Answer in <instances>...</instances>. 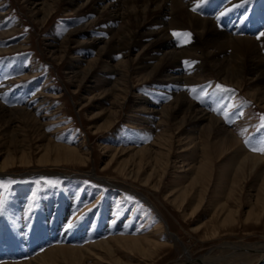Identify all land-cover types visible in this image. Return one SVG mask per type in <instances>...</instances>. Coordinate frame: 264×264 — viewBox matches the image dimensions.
I'll return each mask as SVG.
<instances>
[{
	"label": "rangeland",
	"instance_id": "rangeland-1",
	"mask_svg": "<svg viewBox=\"0 0 264 264\" xmlns=\"http://www.w3.org/2000/svg\"><path fill=\"white\" fill-rule=\"evenodd\" d=\"M3 1L6 2L3 11L8 13L0 21V30L4 32L0 36V86H5L0 92V164L9 155L17 156L14 166L0 173V176L7 175L0 177V182L5 185L0 187V201H3V210L0 211V264L33 259L55 245L78 244L80 241L92 243L121 234L151 235L156 233L155 228L160 223L165 225V230L177 240V244L164 248L149 260L119 246L113 253L115 260L120 257L125 263L132 259L131 262L140 264H173L181 253L185 254L187 247L198 261L210 258L219 246L232 244L228 246L230 250L247 251L252 248L255 251L252 264H264V257L259 258L262 253L259 248L264 243V204L263 210L255 206V213L259 214L247 217L263 174L249 175L229 197L227 189L232 184L229 179L233 178V173L227 171V186L224 185L223 192L218 188V192L212 193L222 169L218 163L206 201L195 214H191L189 208L184 215L166 199L178 182L177 178H187L184 185L190 181L189 167L201 154L200 149L194 151L193 144L205 143L206 132L202 125L207 121L199 124L187 118V122L183 121L184 112L174 108L170 114L167 113L175 97L171 95L168 83L162 80L161 73L170 68H167V63L163 64L157 74L153 67L159 59L148 62L151 55H161L156 42H149L152 40L148 34L150 28L138 29L137 18L134 15L128 17V25L119 31L118 37L123 33L129 44L122 43L119 51L111 57L107 55L108 49L103 48L104 42L93 44V40H109L118 30L122 21L114 22L109 18L118 14L115 8L98 14L96 10L102 12L104 3L89 2L78 6L69 0H59L51 16L41 23L38 19L42 12H33L36 7H41L35 0ZM222 5H225L224 11H221ZM195 6L194 11L202 16H214L221 11L222 19L217 22L223 27L233 17L231 24L239 25L238 30L245 27L240 31L243 33L234 31L236 34L259 37L264 30V0H195ZM156 16L149 17L146 22ZM94 18L97 21L90 26V31L78 32L79 26ZM176 32L191 35L188 38L169 36L175 46L183 49L200 44L191 28ZM129 34H134L132 39ZM161 39L158 38V42ZM255 53L243 55L226 48L214 50L212 56L195 55L182 70L187 76L197 74V77L204 71V78L192 80L182 89L205 111L220 118L222 125L231 128L242 139L247 152L264 157V153L252 151V147L258 146V138L264 135V129H261L264 124V79L256 80L250 73V66L264 64V50ZM89 59L94 62L89 63ZM121 60L123 64L116 66ZM179 62L173 65L178 66ZM235 62H242L238 67L242 72L234 71L237 75L234 80L239 79V84L226 82L220 73L222 67L227 68ZM217 85L231 91H221ZM41 99L44 102L35 112V106ZM47 107L46 112H41ZM28 110L35 114L32 116ZM43 114L51 115V118L43 117ZM34 117L41 122H50L40 125ZM163 120L165 122L160 123ZM172 135L171 164L160 191L144 180L152 173L151 159H148L151 162L144 161L139 174L133 161L128 162V171L134 169L138 178L121 173L120 169L124 170L122 163L129 157L125 152H117L115 160L107 165L117 148H140L156 142V139V146L169 144L166 138ZM49 139L52 144L82 146L88 153V160L86 163H39V146L48 144ZM22 148L32 152L31 164L20 161ZM102 178L106 182H102ZM226 201L238 210L235 220L220 225L222 233L212 237V222L217 219H212V216ZM218 220L221 219L218 217ZM204 222L209 224L205 226ZM69 224L72 227H68ZM207 227L210 233L207 238L212 237L213 241L204 239ZM165 238L163 235L162 241ZM239 245L244 248L240 249ZM219 257L205 264H227L223 263L221 255ZM95 260L89 257L87 263H96ZM97 264L108 263L103 259Z\"/></svg>",
	"mask_w": 264,
	"mask_h": 264
},
{
	"label": "bare ground",
	"instance_id": "bare-ground-1",
	"mask_svg": "<svg viewBox=\"0 0 264 264\" xmlns=\"http://www.w3.org/2000/svg\"><path fill=\"white\" fill-rule=\"evenodd\" d=\"M26 1H33V0H26ZM35 1L37 2V6L39 4L41 5V7L39 9H37L36 7V10L33 12L34 13H36V11L37 13L42 12L38 20L41 23H44L54 12V7L57 1L59 0H35ZM69 1L70 3L76 4L78 6L85 5V3H89V2H95L94 4L104 3V5L102 6V12L96 10L98 14L106 13L109 11L108 9L115 8V11H117L118 14L115 13L109 16V18H112L114 22L115 20H119V21L121 20L123 23L120 21L121 22L120 27L118 28V30L112 33L113 35L110 37L109 40L94 39L93 40L94 43L92 42L93 44H96L98 42H104L105 47L103 48L104 49L106 48V50L108 49L107 55H110L111 57H114V54H116V52L119 51V46L122 43L127 46L128 40H126V37L123 36V33H121L120 37H118V33L123 31L124 28L128 25L126 20L128 17H132L134 15V17L137 18L139 22L138 29L150 28V32L148 34L149 35L151 34L150 39L152 40H150L149 42L152 43L154 41L156 42L157 45L156 49H158L161 55H151V56L149 55L150 57H148V62L151 63V60H154L156 58L159 59V62L155 63V66L153 67L155 68L154 69L155 71L161 69V67H163L162 65L166 63H167V68H170L161 73L162 80L168 83L169 85L168 87L171 88L170 89L171 95L175 97L174 102L170 104L171 108L167 110V113H169L174 108L175 111L181 110L184 112L182 118L183 121H185L186 118L190 121H193V123L195 124L196 123L199 124L203 121H207L205 125H202L205 128V132H206L205 143L193 144L194 151L200 149L199 151H201V154L200 155L198 154L199 157L196 163H193L191 166L189 165L191 174L188 175L189 176L188 180L190 179V181H188V183L184 185L185 184L184 180H186L187 178L186 179L183 177L177 178L178 182L175 184V187L173 186L174 188L172 187L173 189L171 190L170 193H168L167 195L168 197H166V199L169 202L177 206V208H179L184 215L186 213V210L189 208H191L190 210H192L191 214H195L196 211L201 207V205H203L202 203L206 199L207 194H209L208 192L211 187L210 183L213 178L214 170L217 167L218 163H219L218 167L222 169L221 171H219L220 173L218 174V181H216L217 185H214L215 187L214 189L212 188V193L218 192V188L220 192H223L222 188L224 189L225 186H227L225 185V177H227L226 176L227 171L233 173L232 174L233 178L229 179V181L232 184L229 187V189L226 188L228 190L229 197L236 192L235 187H237V185H240L242 180L244 181L248 179L249 175L251 176V174L257 172L261 173V175L262 174L264 175V157L247 152V150L243 147L242 139L238 137L237 134L231 128L222 125L220 118L212 114H209L207 111H205L195 101L190 99L188 94H186L187 92H185L182 89V86L187 83H190V81L199 80V79L201 80L202 78H204V74H205L203 73L204 71L200 72L198 74L199 76L197 77V74L196 76H192V75L187 76L185 74L186 72L182 70L184 64H186V62L187 63L191 62L192 57H195V55H200L202 57L212 56L214 55L213 54L214 50H224L226 48L232 49L235 53L250 55V53L251 54L255 52L257 53V51L259 50H264V36L259 35L258 37V36H253L251 34L242 35V34L234 33V31L236 30L239 33H243L240 31H242L245 27L238 30L237 29L239 26L238 24H237L238 26H234L233 24H231L234 18L231 17L230 15L229 16L231 17V19L226 23V27L225 26L223 27L222 25L220 26V24H218L217 21H221L222 19L221 11H224L225 5L221 6V11H218L217 15L202 16L199 13H196L197 11L193 10L196 7L195 0H69ZM5 3L6 2H4L3 0H0V19H1L0 21L5 19L8 13V11H3L5 10L4 9ZM158 14L159 16H156ZM152 16H156V17H153L151 21L146 22L147 19ZM95 19L96 18L79 26L78 32L90 31V26H94L95 22L97 21ZM188 28H191L197 34L198 38L200 39V44H196L194 46L192 45V47L190 48H183V49H181L179 46H175L173 38L171 40V37L169 36H172L173 32H176L178 30L180 31L183 29L185 30ZM172 29L174 31L170 32V30ZM261 33H264V30ZM3 34L4 32L0 30V36H2ZM125 35L127 36V34ZM133 35L129 34V36H131L130 37L131 39ZM129 36L127 37V39H129ZM158 38H162L160 42H158ZM140 42H138V44H140ZM50 45L51 47L54 46L53 44ZM160 46L161 48H163V50L160 48ZM90 47H92V45H90ZM99 52L101 54L103 53V51H99ZM178 60H180L178 66L173 65ZM88 62L91 63L94 62V60L89 59ZM122 62H123L122 60L118 61L116 66L117 65L121 66L123 64ZM239 63L240 62H235L234 65H230L227 68L222 67V70L220 69V73L224 75L223 80H225L226 82L236 81V83L238 84L241 82L239 79L234 80L237 78V75L235 74L234 71H236L237 73L242 72L238 68L241 67L242 62L241 64ZM250 73H253L255 75L254 78H256V80L257 78L264 79V64L262 63V64L250 66ZM26 76L22 78H25ZM4 88L5 86L2 85L0 86L1 93ZM253 95L256 96V93H254ZM43 100L44 99H41L40 103L35 106L36 109L35 112L40 110L37 108L41 107V105L44 102ZM21 108L25 110V107H21ZM47 109L48 107L42 110L41 112H46ZM164 110L165 109H163V111ZM28 112H30L32 116L35 114V112L32 113V111L29 110ZM42 116L43 117L47 116L48 118H51L49 117L51 115L43 114ZM36 120L39 121V119ZM49 122L50 121L47 122L39 121V124L44 125ZM53 122H57V121H53ZM164 122L165 120L161 121L160 123H164ZM173 138H174L173 135L170 136V138H166V141L169 144H159L160 147L156 146L157 144L156 142L158 140L156 139V142L154 141L152 142V144L148 146H142L140 148L137 147L135 149H133V147L122 148V149L117 148L113 151L111 160L107 163V165H109L111 162L115 160L117 156V152L122 151L123 154L125 152L126 154H129V157L128 159H126L127 161L125 160L126 161L125 163H122L124 164L122 165L124 167L123 168L124 170L120 169L122 171L121 173L124 174L128 173L129 175L138 178L139 176L137 175L139 174V170H141L142 167H144L145 164L144 161L151 159V161H153L152 162L153 170L152 173L148 174V177L145 178L144 180L146 184L152 185L153 188H156V190L160 191V187L162 186L161 184L163 183L162 182L163 178L167 174V171L169 170L168 168H170L169 166L171 164L170 154L171 151L173 150L172 149ZM48 141H49L48 144L39 146L40 154L38 153L39 155L37 157V161L41 164H49V163L59 164L60 162L86 163V161L89 158L88 153L86 152V150H83L84 148L82 146H78V147L63 146L60 145L62 143L52 144L53 142L51 139H49ZM152 146H156L157 148ZM189 146L190 144H188L186 147ZM105 148L107 150H110V148L108 147ZM163 149H166V152L163 151ZM21 152L22 153L20 156V161L22 163L31 164L33 158L31 157L30 154L32 152H27L23 148ZM16 156L9 155L6 159H4L1 162L0 173L5 172L11 166H14ZM130 160L133 161V164H135L136 168H138V170L135 169L138 174H136L135 171H133L134 169L128 171L130 168H127V165ZM149 161L150 160H148L147 162ZM90 174L93 175V173ZM101 181L106 182V179L102 178ZM227 182L228 179L226 183ZM186 201L188 202L186 203ZM228 201L224 203L222 202L220 205L218 204L219 207L216 209L215 213L212 216V219L217 218L215 221L212 222V226H211L212 227L211 233L213 234L212 237H214V235L217 233L218 235L222 233L221 230H219L220 225L227 224L230 221L235 220L238 210L235 209V205L231 207L228 204ZM263 204H264V176L262 177V182L260 184V188H258V193L256 194V198L254 199V203H252V208L247 213V217L253 216V214H259V212L255 213L256 211L255 206L256 208L262 207L261 209L263 210ZM218 217L221 220H218ZM212 219H210L209 221H211ZM208 222H204L205 226H207L210 223ZM202 227H204V225L198 226L196 229L199 230ZM154 232L156 233H151V235L146 233L138 236L121 234V235L112 236L110 238L106 237L107 239L97 240L92 243L87 241L86 242L80 241L78 244L74 243V244L55 245L49 247L43 253H41L40 255H38L33 259H29L23 262H18L13 264H35V263L90 264L87 263V259L89 257L96 259L95 260L96 263L92 262L93 264H97L99 261L101 262L103 259L106 260L108 264H110V262H113L111 264H115V263L140 264V263L131 262L132 259H130V261L125 263L124 261H121L119 259L120 257L115 260L116 256L114 255L113 257V253L117 251L116 247L120 246V249L122 248L124 250L129 251L130 253H137L139 254L140 257H142V259L149 260L153 256L158 255L164 248L174 246L175 244H177L176 243L177 240L172 239L171 234H169L167 230H165V225H161L160 223L155 228ZM163 235L166 237L165 241H162ZM205 235H206L204 237L205 240L213 241L211 240L213 239L212 237L207 238V236H210L208 227L206 229ZM231 245L228 246L231 247ZM236 245H238V243ZM228 246L226 245L219 246L216 253L212 255L210 258H201V260L198 261H195L197 259L194 258L192 251L189 248L185 247V251H186L185 254L182 255L181 253V255L174 260L173 264H205L211 260H216L220 258L219 257L220 255L223 257L224 262L223 261L222 262L227 264L253 263L255 257L253 254H255L254 253L255 251H253L252 248H249L247 251H243V250L238 251V250H230ZM239 247L240 249L244 248L243 246L240 245ZM260 249L262 250V253L261 255H259L260 256L259 258L264 257V243L262 244V247L259 248V250ZM256 254H258V252Z\"/></svg>",
	"mask_w": 264,
	"mask_h": 264
},
{
	"label": "snow or ice",
	"instance_id": "snow-or-ice-1",
	"mask_svg": "<svg viewBox=\"0 0 264 264\" xmlns=\"http://www.w3.org/2000/svg\"><path fill=\"white\" fill-rule=\"evenodd\" d=\"M197 7H199V4H197ZM193 10H195V9H193ZM173 35L176 37L188 38V37H190L191 34L190 33L173 32ZM260 35L264 36V33H261ZM185 42H188L187 39H185ZM217 88L221 91H224V92L231 91V89H228L223 85H217ZM193 90L195 91V89H193ZM261 129H264V124L261 125ZM246 143H250V142L246 141ZM252 151H258V152L264 153V135H262L258 138V146L252 147ZM3 186H5V185H3L2 182H0V187H3ZM2 210H3V201H0V211H2ZM68 227H72V225L69 224Z\"/></svg>",
	"mask_w": 264,
	"mask_h": 264
}]
</instances>
